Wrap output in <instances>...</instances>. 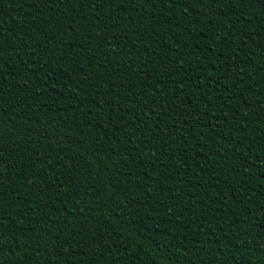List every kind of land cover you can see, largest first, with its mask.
Here are the masks:
<instances>
[{"label": "trees", "instance_id": "1", "mask_svg": "<svg viewBox=\"0 0 264 264\" xmlns=\"http://www.w3.org/2000/svg\"><path fill=\"white\" fill-rule=\"evenodd\" d=\"M0 264H264V0H0Z\"/></svg>", "mask_w": 264, "mask_h": 264}, {"label": "snow or ice", "instance_id": "2", "mask_svg": "<svg viewBox=\"0 0 264 264\" xmlns=\"http://www.w3.org/2000/svg\"><path fill=\"white\" fill-rule=\"evenodd\" d=\"M199 2L203 3V0H199ZM211 2H213V3H214V2H215V0H211Z\"/></svg>", "mask_w": 264, "mask_h": 264}]
</instances>
